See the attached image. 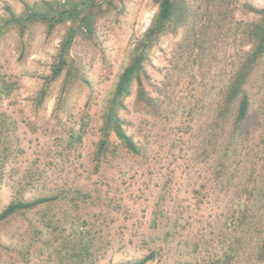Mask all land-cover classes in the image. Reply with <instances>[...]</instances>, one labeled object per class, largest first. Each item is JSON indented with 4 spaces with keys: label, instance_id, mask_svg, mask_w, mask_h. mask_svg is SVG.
I'll use <instances>...</instances> for the list:
<instances>
[{
    "label": "rangeland",
    "instance_id": "374dc122",
    "mask_svg": "<svg viewBox=\"0 0 264 264\" xmlns=\"http://www.w3.org/2000/svg\"><path fill=\"white\" fill-rule=\"evenodd\" d=\"M7 7L76 11L0 34V212L56 196L0 221V264H118L151 251L145 264H264V55L246 84L248 119L237 128L235 107L220 118L264 0H184L177 28L144 53L151 104L135 80L118 109L137 153L106 135L108 99L156 0H0V24Z\"/></svg>",
    "mask_w": 264,
    "mask_h": 264
},
{
    "label": "trees",
    "instance_id": "16d2710c",
    "mask_svg": "<svg viewBox=\"0 0 264 264\" xmlns=\"http://www.w3.org/2000/svg\"><path fill=\"white\" fill-rule=\"evenodd\" d=\"M156 2L159 6L158 12L154 17L152 24L146 30L142 39L139 41L136 54L133 57L132 62L126 66L120 74L116 88L112 96H110L108 99L109 106L107 112L106 135L107 131L110 128H113L116 131L118 138L124 143L127 149L136 153L140 151V148L135 143L133 138L123 129L122 120L118 116V109L124 106V100L130 95L132 84L135 80H137L138 84L140 85V90L137 94V101L151 104L152 100L142 87V82L140 79V74L143 71V62L145 60L144 53L155 46L161 34L166 31L175 30L181 21L180 18L183 16L182 14L184 13V0H156ZM25 4L28 6V3L25 2ZM7 9L9 11L10 17L6 19L3 24H0V34L7 27V24L12 23L13 21L23 22L25 19L34 18L46 21L50 27H53L55 23L63 22L68 17L74 16L76 11L65 10L56 14H46L36 10L31 12L30 15H28L27 12L25 16H22L17 15L10 7H7ZM261 11L264 15V9ZM178 15H181L180 18H177ZM72 40L73 32L68 35L64 44L65 48H68L71 45ZM250 44L251 49L248 52L247 61L244 63V66L240 67L239 71H237L234 75L230 84L228 95L225 98V105H223V108H221L220 112V118H223L224 121H227L228 113L232 107H235L237 128H240V125L249 117L251 100L246 90V84L250 73L253 72L252 70L256 68L258 62L264 55V16L259 22L250 24ZM63 63L64 58L62 57L60 64H57L53 70V79L57 78L61 74ZM222 126L224 128V125ZM108 149V140L107 138H104L100 143L99 152L106 153ZM55 198L56 196H45L33 200H13L0 212V221H3L20 211L32 209L39 204ZM155 256L156 252L151 251L149 254L139 260L124 261L118 264H145L149 260L154 259ZM258 257L259 261L264 263V240L259 246Z\"/></svg>",
    "mask_w": 264,
    "mask_h": 264
}]
</instances>
